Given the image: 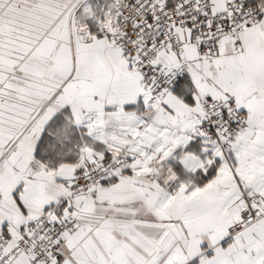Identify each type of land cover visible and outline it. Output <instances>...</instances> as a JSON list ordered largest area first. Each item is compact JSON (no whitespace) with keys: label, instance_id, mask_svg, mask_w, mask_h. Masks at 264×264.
I'll return each mask as SVG.
<instances>
[{"label":"snow or ice","instance_id":"6c2138e0","mask_svg":"<svg viewBox=\"0 0 264 264\" xmlns=\"http://www.w3.org/2000/svg\"><path fill=\"white\" fill-rule=\"evenodd\" d=\"M0 264H264V0H0Z\"/></svg>","mask_w":264,"mask_h":264}]
</instances>
